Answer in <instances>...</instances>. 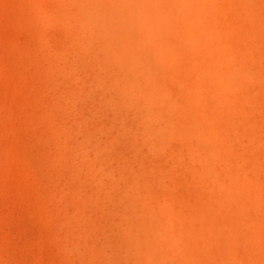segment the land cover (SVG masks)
Segmentation results:
<instances>
[{"label":"bare ground","instance_id":"6f19581e","mask_svg":"<svg viewBox=\"0 0 264 264\" xmlns=\"http://www.w3.org/2000/svg\"><path fill=\"white\" fill-rule=\"evenodd\" d=\"M58 1L77 16L67 32L87 41L111 107L98 108L115 156L105 188L125 235L91 264H230L240 241L224 236L252 203L231 178L249 169L241 176L264 181V0Z\"/></svg>","mask_w":264,"mask_h":264},{"label":"rangeland","instance_id":"374dc122","mask_svg":"<svg viewBox=\"0 0 264 264\" xmlns=\"http://www.w3.org/2000/svg\"><path fill=\"white\" fill-rule=\"evenodd\" d=\"M57 3L60 1L0 0V264H91L107 259L114 240L125 235L110 213L114 202L106 190L110 179L104 163L114 162L115 156L109 155L111 149L106 148L110 142L103 138L106 129L101 124L105 119L98 109L111 111L109 101L100 92L102 80L98 83L103 70L96 75L101 69L87 56V41L67 32L69 20L77 16L70 14L67 6L57 10ZM98 141L103 147L97 148ZM259 157L264 161L263 156ZM101 164L103 169L100 166L99 170L97 165ZM239 172L242 170L236 174ZM244 172L231 179L242 181L239 184L243 188L238 184L242 191L251 186L247 194H259L253 199L246 195L248 199L243 196L246 193H240L246 199L244 204L252 203L244 205L246 209L232 227L236 234L230 228L234 236L228 232L224 236L230 245L235 238L240 241L236 242L238 251L228 249L226 261L264 264V191L261 196L257 192L264 181L252 179L253 175L249 181L246 177L253 172ZM215 182L213 187L222 185ZM89 195L97 196V200ZM104 211L108 213H104L108 216L105 220L115 222H104ZM98 216H102L101 221ZM107 227H113L112 231Z\"/></svg>","mask_w":264,"mask_h":264}]
</instances>
